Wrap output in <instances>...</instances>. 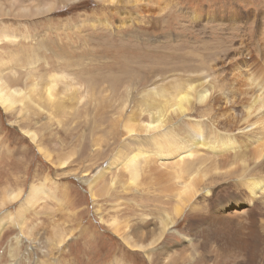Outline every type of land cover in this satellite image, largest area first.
Masks as SVG:
<instances>
[{
  "label": "rangeland",
  "instance_id": "374dc122",
  "mask_svg": "<svg viewBox=\"0 0 264 264\" xmlns=\"http://www.w3.org/2000/svg\"><path fill=\"white\" fill-rule=\"evenodd\" d=\"M0 36H6L0 38V66L6 62L0 74L13 81L12 87L25 93L31 86L30 78H36L38 93L42 94L48 75L56 73L60 77L56 83L60 89H67L65 94L77 92L75 99L66 95L61 107L53 111L32 106L20 112L18 105L11 112L0 106V264L247 262L248 257H243L235 246L222 252L217 242L211 246L200 242L203 238L199 226L184 228L193 220L186 214L176 218L174 227L157 244L146 241L140 249L129 246L109 223L115 218L123 222L130 219L129 225L137 223L136 210L129 204L140 203L139 193L149 194L157 185L148 183L138 191L128 187L131 192L127 194L122 191L125 185L117 186L95 202L85 181L116 154L121 140L128 137L123 134V118L138 111V104L150 90L161 91L176 82L204 78L218 86L236 65L264 68V0H0ZM221 94L219 90L214 96ZM121 100L127 102L121 117L113 112L117 106L101 114L104 105ZM243 107L223 99L216 113L238 116ZM206 110L205 105L194 102L188 116L175 117L168 126L171 124L180 138L189 133L190 125L198 124L208 136L221 137L218 134L223 130L214 127L213 115ZM262 124L250 129L231 125V133L239 137V143L246 144L240 149L256 145L257 137L264 132L259 131ZM29 131L36 135L33 141ZM114 132L118 134L115 138ZM197 147L192 145L189 151L164 162H177L193 154L189 162L195 165L208 159L201 166L205 169L234 150H214V158L206 150L194 153ZM44 148L53 159L45 156ZM65 157L66 163L59 165L57 161ZM126 161L109 170L105 178L124 168ZM175 165H168V170H176ZM247 166L246 172H234L232 176L210 167L202 185L204 191L222 185L221 200L238 194L242 202L241 206L218 205L215 212L225 216L233 210H246L248 193H240L233 184L248 172L264 177V157L248 161ZM34 187L42 195L34 205L24 203ZM10 192L18 195L5 202ZM125 198L134 199L126 202ZM202 199L197 195L195 201ZM119 200H124L123 206L117 205ZM252 203L260 207L263 216L256 213L258 217H264V192L263 196L258 192ZM153 216L160 220L162 215ZM197 220L205 225L202 219ZM60 236L63 241H58Z\"/></svg>",
  "mask_w": 264,
  "mask_h": 264
},
{
  "label": "bare ground",
  "instance_id": "6f19581e",
  "mask_svg": "<svg viewBox=\"0 0 264 264\" xmlns=\"http://www.w3.org/2000/svg\"><path fill=\"white\" fill-rule=\"evenodd\" d=\"M111 1L113 0H110V2ZM158 10L161 11V8H158ZM1 37L2 36H0V38ZM2 63V65H4L6 62L3 61ZM2 65L0 67H2ZM232 70L233 71L220 80L218 86L213 85L211 82L207 83V79L204 78L201 80L195 79V81L192 82H176L170 89H161V91L150 90L145 97L143 96V101H140L138 104V111L135 112L133 110L123 118V134L128 137L121 140L116 154L109 159V162L104 168L96 172L92 179L85 181L88 184L92 201L95 202L98 196L100 197L110 192L112 189H116L117 186L122 187L125 185L122 191L124 194H127L131 192L130 187L136 188L135 191H138V187L148 183L157 185V189L155 190L158 192L155 193V190L149 194L145 192V195L144 193H139L140 203L131 205V202L129 204L136 210L134 214L138 217L137 223L129 225L127 223L130 221L129 218V221L126 220V222L115 218L109 223L111 229L119 236H123L125 243L129 246L140 249L146 241L149 245L157 244L161 241L163 235L174 227L176 218L182 214H186L193 220L190 219L192 223H187L188 227L184 228L187 230L199 226L203 238L200 242L203 244L211 246V244L217 242L222 252L227 249L229 252V247L232 245L238 248V251L243 257H248L247 262L242 261V263L240 262L239 264H264V217H262L263 214L259 209L260 207L258 208V204H254V206L252 203L258 192L262 193L263 196L264 177L258 176V174L255 175L256 172L251 175H249L250 173L248 172V175H245L248 161L250 163V161L264 157V132L257 137L255 141L256 145H253L251 149H240L246 147V144L239 143V140H237L239 137L230 131L233 130L230 128L231 125H234L235 129H246V127L249 126H255L256 128L258 124H262L264 120V68L254 70L251 69L247 63H244L243 66L236 65ZM0 71H2V68H0ZM59 78L60 77L56 73L48 75V80L45 81L42 94L38 93L39 88L36 78H30L31 86L28 91L24 93L21 89L12 87L11 83H13V81H11L10 78L0 74V106L4 111L7 110L11 112L16 110L18 105L20 106L18 109L20 112L28 111L32 106H35V108L39 110L46 107L47 111L59 109L62 103L61 100L65 98L66 95H70L65 94L67 89L64 90L58 87L59 83L56 82L59 81ZM219 90L222 91V94L220 96H214ZM69 92L71 93V91ZM76 93L70 95V97L74 98ZM151 95H157L158 97L155 99ZM128 98L129 96H127L126 101H128ZM223 99L225 103L243 105L244 107L243 110H240V115L235 116L232 112L227 115H218L216 110L220 108ZM123 102L124 100L118 101V103L115 101L112 103V101H110L106 106L104 105L105 108L101 111V114L109 113L108 111L110 108H115L117 106L113 112H117L119 117H121L122 112L127 108V102L124 104ZM194 102L199 105H205L207 108V112H205L208 115H213L212 121H214V127L223 130V133L218 134L221 135V137H216L217 134L213 138L208 136V132L203 129L204 127H200L198 124L196 126L190 125L189 129L187 128V132L189 133L183 138H180L173 128L170 127L171 124L168 126L169 122L175 117L190 114L189 110ZM221 123H223V125H221ZM262 125L263 126H259V131L264 130V122ZM239 126L242 127L239 128ZM146 132H152V134L147 136L145 134ZM29 135L31 141L36 137L33 132H30ZM114 135L118 134L114 132L113 137ZM198 136H201V139H198ZM115 142L114 140L112 143ZM192 145L198 146L196 150H193L195 151L194 153H198L199 151L205 152L206 150V152L208 151V153L210 152L212 155L216 154L215 151L218 149H222L223 151L234 149L222 155L223 157H221L220 160H216L218 162L212 161V167H210L214 172L221 169L220 171H222L225 176H232L234 172L239 173L240 171H245V176L242 174L244 179L233 184L236 188L235 190L240 193H243V191L248 193V197L246 198L248 206H246L244 212L233 210V213L229 212L225 216L222 215V213L215 212V210L218 209V205L226 207L232 204L234 206H241L242 202L239 200L238 194L235 198L231 197L225 201L221 200L223 194L222 185L219 188L211 186L204 191L202 185L205 184L204 181L207 179L208 173L211 172V170L209 171L210 167L207 168L206 166L205 169H202L201 166H204L208 159L206 161V158H203L195 165L189 162L190 158L194 159L192 154L181 157L177 162H170L167 164L164 162L166 159H172L174 155L179 156L189 151ZM125 149L127 153H125ZM184 149L186 151H184ZM43 150L46 154L45 156L49 159H53V155L48 149L44 148ZM71 153L72 152H70V154ZM212 155L211 157L217 158V156ZM123 160H127L125 162V167L114 172L109 179L105 178V175L109 173L108 171L117 164H120ZM66 161V157L60 158L57 163L62 166ZM54 162H56V160ZM175 164H178L176 170H168V165L174 166ZM120 178L124 179L123 183ZM128 187L130 189H128ZM35 188L36 187L30 188L29 194H26L27 196L24 198V203L34 205V202L40 198L42 192L40 189ZM16 194L17 193L14 192L7 193V197L4 199L5 202L13 198L15 199ZM197 195H201L203 198L199 202L195 201ZM132 199L134 198H125L126 202ZM123 202L124 200H119L117 205L123 206ZM3 203L1 202V204ZM19 208H21V206ZM123 208L127 210L129 206ZM131 209L130 211H132ZM137 210H140L141 213L144 214L143 217L140 216L141 214L138 213ZM186 211L188 214L185 213ZM256 213L262 216L258 217ZM156 214L162 215L160 220L153 216ZM197 219H202L205 225L198 222ZM135 238L137 239L136 241L134 240ZM60 240H62V236L58 238V241ZM170 257L171 256L168 258ZM168 263L173 264L171 260H169Z\"/></svg>",
  "mask_w": 264,
  "mask_h": 264
}]
</instances>
